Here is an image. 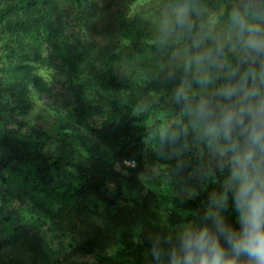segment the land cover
I'll list each match as a JSON object with an SVG mask.
<instances>
[{
    "label": "trees",
    "instance_id": "trees-1",
    "mask_svg": "<svg viewBox=\"0 0 264 264\" xmlns=\"http://www.w3.org/2000/svg\"><path fill=\"white\" fill-rule=\"evenodd\" d=\"M160 1L163 8L189 6L198 28L181 40H167L154 23L162 9L132 13L137 0H0V124L9 106L5 94L24 113L31 92L50 93L48 83L36 74L39 68L63 75V87L73 101L72 122L54 148L0 130L3 184L4 175L13 173L39 192L61 190L77 214L100 221L88 239L63 245L67 259L94 255L101 264H151L150 237L163 239L175 236L183 225H199L210 195L221 190L227 174L226 167L221 171L191 154L190 145L205 144L198 139L199 126L186 115L167 127L169 137L163 134L160 143L175 156L176 190L187 189L188 194L160 197L144 178L151 162L146 139L157 127L145 122L153 115L152 106L175 97L182 85L193 87L188 103L195 104L239 84L249 68L258 74L264 70V65L240 63L225 44L207 87L195 82L196 66L189 65L194 42H200V50L211 47L201 38L208 28L242 48L232 13L239 11L247 24L263 28L264 0ZM103 17L108 25L101 31ZM118 59L130 62L129 78L116 74ZM233 71L239 73L236 79L229 78ZM247 83L252 86L251 78ZM257 86L264 88L259 78ZM145 101L152 105L135 114ZM184 103L177 102L175 110L187 114ZM130 208L144 215L154 211L163 226L135 218ZM224 215L237 226L234 212L229 209ZM26 230L16 228L9 238L0 239V255L9 243L40 255L38 232Z\"/></svg>",
    "mask_w": 264,
    "mask_h": 264
},
{
    "label": "clouds",
    "instance_id": "clouds-1",
    "mask_svg": "<svg viewBox=\"0 0 264 264\" xmlns=\"http://www.w3.org/2000/svg\"><path fill=\"white\" fill-rule=\"evenodd\" d=\"M191 12L187 5L178 8L176 26L190 29ZM232 20L239 27L236 36L241 46L264 55V28L247 24L239 11L232 13ZM193 48L189 65L196 66L195 82L207 87L224 45L200 50L197 41ZM238 75L233 71L229 78ZM258 78L264 85V70L258 74L249 68L239 84L186 104L190 122L199 126L198 139L217 157L221 171L227 168V174L221 190L210 195L199 225H183L175 236L163 239L150 237L151 264H264V88L257 86ZM176 100H188L185 88L177 90ZM229 209L237 226L224 215Z\"/></svg>",
    "mask_w": 264,
    "mask_h": 264
},
{
    "label": "rangeland",
    "instance_id": "rangeland-1",
    "mask_svg": "<svg viewBox=\"0 0 264 264\" xmlns=\"http://www.w3.org/2000/svg\"><path fill=\"white\" fill-rule=\"evenodd\" d=\"M60 1L64 2V0ZM95 1L90 0L92 3ZM161 2L160 0H137L132 6L131 12L136 13L154 7L162 9L157 19H154V23L167 40H181L192 28L197 27L191 17L192 26L190 29H181L176 26L177 9L160 7ZM100 25L101 31L105 30L108 25L107 19L101 18ZM206 31L201 33L205 46L212 48L217 43L225 44L228 47V52L236 56L240 63L250 67L264 65V55L257 56L243 47L238 48L233 45L232 40H222L221 35L211 33L212 30L209 28ZM44 47L47 48L46 45ZM114 69L122 79H127L132 75L130 62L127 63L122 59L116 60ZM36 74L48 83V87L51 89L50 93L31 92L28 97L29 109L24 113L15 108V98L5 94L3 101L7 102L9 106L0 124V130L6 133H15L22 139L36 142L44 147L54 148L64 138L67 125L72 122L74 105L71 96L63 87L65 80L63 75L47 68H39ZM182 87L188 92L187 103H184V107H186V104H192L188 101L193 93V87L189 85H182ZM147 104L151 103L145 101L141 106H136L135 114L145 110ZM175 105H177L176 96L163 104L155 103L152 106L153 115L145 122L146 124H157V127L155 135L146 139L147 147L151 152V162L147 166L144 178L150 190L160 197L172 196L177 192L180 196L188 194L187 189L176 190L172 162L175 156H173V152L163 149L164 147L160 143L163 134L169 130L167 127L177 124L182 117L188 115L182 110H175ZM190 147L194 157L197 156L199 160L212 167L220 168L217 157L206 145L192 144ZM222 163L226 164L227 162L223 161ZM4 178V184L0 178V239L9 238L16 228L23 226L27 229L28 234H32L33 231L38 232L42 253L37 256L23 247L9 243L2 249L0 264H101L97 256L94 255L75 256L67 259L63 250L68 242H80L91 237L100 226L98 218L77 214L71 204L66 201L61 190L54 193H42L34 190L30 182L17 174L6 173ZM124 205L123 202L122 206ZM130 209L135 218H145L155 228L163 226L162 217L157 216L154 211L144 215L133 211L135 208Z\"/></svg>",
    "mask_w": 264,
    "mask_h": 264
},
{
    "label": "built area",
    "instance_id": "built-area-1",
    "mask_svg": "<svg viewBox=\"0 0 264 264\" xmlns=\"http://www.w3.org/2000/svg\"><path fill=\"white\" fill-rule=\"evenodd\" d=\"M127 165H130V164H127Z\"/></svg>",
    "mask_w": 264,
    "mask_h": 264
}]
</instances>
